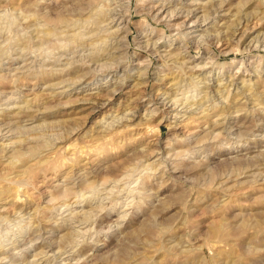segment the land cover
<instances>
[{
    "label": "clouds",
    "instance_id": "clouds-1",
    "mask_svg": "<svg viewBox=\"0 0 264 264\" xmlns=\"http://www.w3.org/2000/svg\"><path fill=\"white\" fill-rule=\"evenodd\" d=\"M228 3L0 0V264H215L192 255L197 205L264 189V0ZM73 96L134 142L44 159L84 135L43 102ZM235 216L229 264H264V208Z\"/></svg>",
    "mask_w": 264,
    "mask_h": 264
},
{
    "label": "rangeland",
    "instance_id": "rangeland-1",
    "mask_svg": "<svg viewBox=\"0 0 264 264\" xmlns=\"http://www.w3.org/2000/svg\"><path fill=\"white\" fill-rule=\"evenodd\" d=\"M235 2L236 0H229V3L225 5L224 11H227ZM227 18L225 16L223 19ZM221 47H225V45H221ZM37 102H40L39 96H37ZM43 102L46 107L57 106L53 110L58 112L59 119L52 122L54 126H76L85 130L83 136L73 135L71 138L57 143L54 150L46 151L44 159L50 160L54 164L74 166V164L70 165V161L75 162L77 160L100 158L107 153L120 152L127 144L134 142L133 137L130 135V132L135 131L134 128L127 131L123 130L119 134H116V136H104L101 138L96 135L91 128V120L94 118V113L89 111L87 105L81 103L80 97H66L63 102L70 104V107L67 109L59 107L62 103L59 98L50 100L45 97ZM122 136L123 138L126 137L127 140L125 141ZM140 138L138 134L135 139ZM31 146L33 147V145H28L27 147ZM167 187V185H164V188ZM261 192H264V189L245 188L242 193L234 194L229 201L219 208L215 207L214 199L209 201L207 206L198 204V211L191 219L195 225L201 227V234L195 242L197 251L192 255L194 257H208L219 252V259L215 264H220L221 261H224V264H229L225 253H235L236 257H240L242 246L249 238L250 230L233 232L231 224L237 219L235 216L237 210L264 208V200H261L259 195L252 199L241 198L247 197L249 193ZM179 196L180 192L178 191L164 192L161 199L167 201L170 198ZM194 199L197 198L194 197ZM160 264H164L163 257Z\"/></svg>",
    "mask_w": 264,
    "mask_h": 264
},
{
    "label": "bare ground",
    "instance_id": "bare-ground-1",
    "mask_svg": "<svg viewBox=\"0 0 264 264\" xmlns=\"http://www.w3.org/2000/svg\"><path fill=\"white\" fill-rule=\"evenodd\" d=\"M123 130H121L120 132H122ZM120 132H118L117 134H119ZM107 137V136H106ZM101 138H103V137H101ZM122 138H123V136H122ZM125 138V137H124ZM32 147V146H31ZM33 147H35V146H33ZM45 158V157H44Z\"/></svg>",
    "mask_w": 264,
    "mask_h": 264
}]
</instances>
